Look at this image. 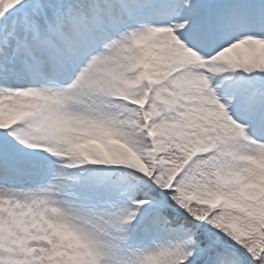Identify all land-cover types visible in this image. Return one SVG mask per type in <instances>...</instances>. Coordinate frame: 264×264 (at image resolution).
Returning a JSON list of instances; mask_svg holds the SVG:
<instances>
[{"label":"snow or ice","instance_id":"obj_1","mask_svg":"<svg viewBox=\"0 0 264 264\" xmlns=\"http://www.w3.org/2000/svg\"><path fill=\"white\" fill-rule=\"evenodd\" d=\"M0 264H264V0H0Z\"/></svg>","mask_w":264,"mask_h":264},{"label":"rangeland","instance_id":"obj_2","mask_svg":"<svg viewBox=\"0 0 264 264\" xmlns=\"http://www.w3.org/2000/svg\"><path fill=\"white\" fill-rule=\"evenodd\" d=\"M242 52H243V50H242ZM244 54H246V52Z\"/></svg>","mask_w":264,"mask_h":264}]
</instances>
